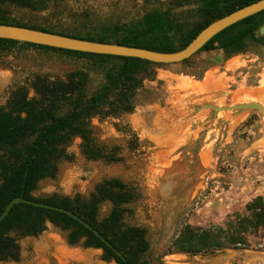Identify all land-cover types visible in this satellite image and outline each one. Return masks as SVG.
Returning <instances> with one entry per match:
<instances>
[{
	"label": "rangeland",
	"instance_id": "rangeland-1",
	"mask_svg": "<svg viewBox=\"0 0 264 264\" xmlns=\"http://www.w3.org/2000/svg\"><path fill=\"white\" fill-rule=\"evenodd\" d=\"M198 1L47 0L41 12L11 6L4 10L30 26L89 31L136 21L151 10L170 9L183 22H195ZM257 36H264V27ZM77 70L89 71L90 67L84 61L50 52L17 49L0 54V107L20 88L29 98L34 97L31 83L37 77L65 81ZM151 71L152 76L144 78L134 93L132 113L95 117L88 122L94 143L104 155L114 151L118 162L88 160L76 138L64 149L55 177L40 182L33 196L78 194L87 200L103 181L118 180L133 195L131 203L121 207L123 222L146 232L149 251L142 259L147 264H186L220 252L264 257V230L248 235L246 247L198 255L177 253L172 248L183 228L222 227L227 216L243 215L251 200H264V115L246 110L214 116L210 110L193 114L187 108L209 100L215 91L228 93L218 99L220 106L256 102L264 108V47L250 46L230 56L219 50L203 52L185 64ZM89 74L90 89L94 90L101 76ZM167 172L166 178L161 177L160 173L164 176ZM111 210L109 202L101 203L99 219ZM10 236L18 247V261L0 264H115L103 262L101 250L84 248V240L70 246L68 232L49 223L37 237Z\"/></svg>",
	"mask_w": 264,
	"mask_h": 264
},
{
	"label": "trees",
	"instance_id": "trees-1",
	"mask_svg": "<svg viewBox=\"0 0 264 264\" xmlns=\"http://www.w3.org/2000/svg\"><path fill=\"white\" fill-rule=\"evenodd\" d=\"M257 1L199 0L194 10L196 21L189 23L166 9L151 10L140 19L125 24H110L89 31H56L52 26L23 24L4 10L11 6L41 12L46 9L47 0H0V25L157 53H175L184 49L212 22ZM262 27L264 11L215 35L195 55L219 50L230 56L241 54L250 46L264 47V36H257ZM17 49L50 52L84 61L90 70L74 71L66 76L65 81L48 82L37 77L31 83L34 97L29 98L27 91L20 88L11 94L6 106L0 107V214L12 199L18 197L71 211L100 233L113 248L123 252L126 263L71 218L24 204L15 205L0 224V262L18 261V247L11 233L37 237L45 230V223H49L68 232L70 246L84 240V248L101 250L103 262L147 264L142 259L149 251L145 230L123 222L121 207L130 204L133 195L120 181H103L87 200L78 194L36 198L33 193L40 182L55 177L64 149L76 138L88 160L117 163L114 151L104 155L94 143L88 122L95 117L132 113V98L143 79L152 76V68L166 65L0 39V54L7 55ZM89 72L101 76V83L94 90L90 89ZM103 202H109L112 210L99 219L98 206ZM259 230H264V200L257 197L246 204L243 215L227 216L222 227L208 230L183 228L172 248L177 253L198 255L246 247L247 236Z\"/></svg>",
	"mask_w": 264,
	"mask_h": 264
},
{
	"label": "water",
	"instance_id": "water-1",
	"mask_svg": "<svg viewBox=\"0 0 264 264\" xmlns=\"http://www.w3.org/2000/svg\"><path fill=\"white\" fill-rule=\"evenodd\" d=\"M262 11H264V0H259L246 7L240 8L235 12L209 24L184 49L175 53H157L153 51L125 47V46H118L114 44L83 41L57 34L44 33L41 31L32 30L28 28L5 26V25H0V39L44 46L49 48H55L60 50H67L72 52L89 53L95 55H105V56H114V57H123V58H133L142 61H147L156 65H175V64H181L185 60L192 58L211 38L222 32L223 30ZM226 95H228V93L223 91H215L210 93L209 100H201L200 103L196 104L195 106L189 105L187 108L192 109L193 114L200 113L205 110H210L212 112V115L214 116H216L220 112H235V111L241 112L246 110H257L258 112H260L261 115H264L263 106L256 102L235 104L226 107L218 105L217 102L218 99ZM198 97L202 99L203 96L200 95ZM200 138L202 139L203 136L201 135ZM18 204H24L34 208H40L47 211L57 212L59 214H63L71 218L72 220L80 224L82 227H84L86 230H88L106 248L111 250L112 253L117 258H119L123 263H126V259L123 257V252H119L115 248H113V246L103 236H101L100 233H98L89 224H87L85 221L79 218L76 214L62 208L25 200L22 197L14 198L7 204L4 211L0 214V224L9 215L11 209ZM244 254L245 253L220 252L216 254H211L208 257H199L197 258V260L205 262L213 258L214 259L231 258L234 255H244ZM235 260L236 261L234 263L241 264L240 260L238 259Z\"/></svg>",
	"mask_w": 264,
	"mask_h": 264
},
{
	"label": "flooded vegetation",
	"instance_id": "flooded-vegetation-1",
	"mask_svg": "<svg viewBox=\"0 0 264 264\" xmlns=\"http://www.w3.org/2000/svg\"><path fill=\"white\" fill-rule=\"evenodd\" d=\"M227 260H229L232 263H234L236 260L235 259H238L240 260L242 264H264V257H260V256H253V257H248V258H244L242 257V255H234L233 257L231 258H226ZM225 258H221L219 260L218 263H210V264H223Z\"/></svg>",
	"mask_w": 264,
	"mask_h": 264
},
{
	"label": "bare ground",
	"instance_id": "bare-ground-1",
	"mask_svg": "<svg viewBox=\"0 0 264 264\" xmlns=\"http://www.w3.org/2000/svg\"><path fill=\"white\" fill-rule=\"evenodd\" d=\"M241 112H242V111H241ZM172 163H173V161H172ZM176 163H177V162H174L173 164H176ZM178 165H180V164H178ZM169 173H170V172L165 173L164 176H162L163 174L160 173V175H161V177L166 178L165 176L168 175ZM158 174H159V173H158ZM172 186H173V185H172ZM172 186H171V187H170V186L167 187L168 191L171 190ZM172 192H173V191H172ZM242 257H244V258H248V257H245V256H243V255H242ZM252 257H253V256H252ZM220 259H221V258H215V259L213 258V259H210L209 261H205V262L200 261V260H195V262H194V261L192 262V261H188V260H187L186 262H185V261H184V262H185L186 264H207V263H212V262H213V263H218ZM225 264H228V262H225Z\"/></svg>",
	"mask_w": 264,
	"mask_h": 264
}]
</instances>
